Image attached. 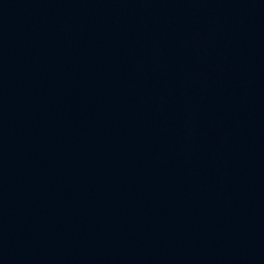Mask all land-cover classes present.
I'll use <instances>...</instances> for the list:
<instances>
[{"label":"water","instance_id":"95a60500","mask_svg":"<svg viewBox=\"0 0 264 264\" xmlns=\"http://www.w3.org/2000/svg\"><path fill=\"white\" fill-rule=\"evenodd\" d=\"M0 264H264V0H0Z\"/></svg>","mask_w":264,"mask_h":264}]
</instances>
